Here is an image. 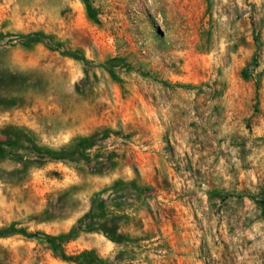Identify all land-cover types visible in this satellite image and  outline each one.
I'll return each instance as SVG.
<instances>
[{
    "label": "rangeland",
    "instance_id": "1",
    "mask_svg": "<svg viewBox=\"0 0 264 264\" xmlns=\"http://www.w3.org/2000/svg\"><path fill=\"white\" fill-rule=\"evenodd\" d=\"M91 5L0 0V264H264V0Z\"/></svg>",
    "mask_w": 264,
    "mask_h": 264
},
{
    "label": "trees",
    "instance_id": "2",
    "mask_svg": "<svg viewBox=\"0 0 264 264\" xmlns=\"http://www.w3.org/2000/svg\"><path fill=\"white\" fill-rule=\"evenodd\" d=\"M88 13L92 16V5L91 0H83ZM38 34L24 35L21 36L24 41L21 43L24 47H28L30 43L40 42V37ZM44 39H50V37L42 36ZM70 56H74L72 53H66ZM4 77L9 81V90L7 92L0 93V107L2 108H12L16 106L23 105L25 103V94L29 90L28 75L27 73L21 71H3ZM14 228H3L0 229V236H6L12 232H15ZM76 236V229L71 230L67 234L60 235L52 240L58 241L61 245H56L60 249V253L63 259L68 261H74L78 264H105V261L98 257L94 251H84L76 257L68 256L65 254L63 248L61 247L64 243L69 242Z\"/></svg>",
    "mask_w": 264,
    "mask_h": 264
}]
</instances>
